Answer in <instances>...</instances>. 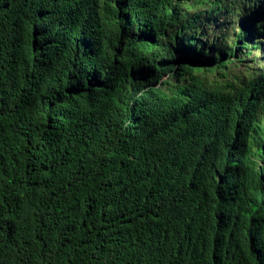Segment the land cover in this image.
<instances>
[{
    "label": "trees",
    "instance_id": "obj_1",
    "mask_svg": "<svg viewBox=\"0 0 264 264\" xmlns=\"http://www.w3.org/2000/svg\"><path fill=\"white\" fill-rule=\"evenodd\" d=\"M262 3L0 0V264H264Z\"/></svg>",
    "mask_w": 264,
    "mask_h": 264
},
{
    "label": "rangeland",
    "instance_id": "obj_2",
    "mask_svg": "<svg viewBox=\"0 0 264 264\" xmlns=\"http://www.w3.org/2000/svg\"><path fill=\"white\" fill-rule=\"evenodd\" d=\"M264 3H262L263 5ZM238 14L236 15H224L223 18H221V21H219L215 28L217 32L223 31L224 28L228 29V31L233 34L235 31H240L242 29L243 23L248 20V18L252 19L251 17H254V10L251 12L241 11L240 8H237ZM215 30H212L210 33H214ZM264 40V39H263ZM258 52L259 58H263L264 51H256ZM236 68V67H235Z\"/></svg>",
    "mask_w": 264,
    "mask_h": 264
}]
</instances>
